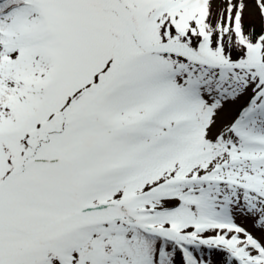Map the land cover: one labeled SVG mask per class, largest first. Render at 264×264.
<instances>
[{"label":"snow or ice","instance_id":"1","mask_svg":"<svg viewBox=\"0 0 264 264\" xmlns=\"http://www.w3.org/2000/svg\"><path fill=\"white\" fill-rule=\"evenodd\" d=\"M0 264H264V0H0Z\"/></svg>","mask_w":264,"mask_h":264}]
</instances>
